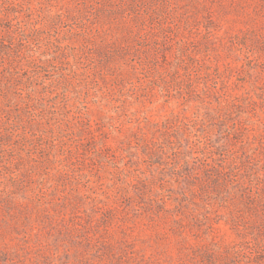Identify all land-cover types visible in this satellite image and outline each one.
<instances>
[{"label":"rangeland","instance_id":"rangeland-1","mask_svg":"<svg viewBox=\"0 0 264 264\" xmlns=\"http://www.w3.org/2000/svg\"><path fill=\"white\" fill-rule=\"evenodd\" d=\"M0 264H264V0H0Z\"/></svg>","mask_w":264,"mask_h":264}]
</instances>
